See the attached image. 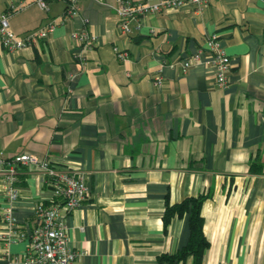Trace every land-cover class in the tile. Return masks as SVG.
<instances>
[{"label":"crops","instance_id":"1","mask_svg":"<svg viewBox=\"0 0 264 264\" xmlns=\"http://www.w3.org/2000/svg\"><path fill=\"white\" fill-rule=\"evenodd\" d=\"M44 1L46 9L0 0V14L22 7L8 17L15 37L54 24L36 46L0 44V151L84 177L89 198L65 217L73 264H168L160 256L187 243L189 215L165 226V203L198 195L209 241L202 264H264V0L147 14L126 33L98 0L79 1L70 18L68 0ZM83 29L97 45L73 39ZM211 34L230 58L223 88L207 53L186 70L179 64ZM18 186L14 215L25 235L6 244L0 220V264L5 251H26L35 202L53 201L37 167H20Z\"/></svg>","mask_w":264,"mask_h":264},{"label":"built area","instance_id":"2","mask_svg":"<svg viewBox=\"0 0 264 264\" xmlns=\"http://www.w3.org/2000/svg\"><path fill=\"white\" fill-rule=\"evenodd\" d=\"M68 0L65 17L77 14L78 2ZM112 10L117 19V27L126 33L129 23L147 14L165 10H178L190 6L194 10L204 7L208 0H98ZM41 9L47 8L44 0H36ZM21 6L13 3L0 14V44L5 49H20L25 46H36L39 39L47 38L54 24L39 27L27 32L23 37H15L8 23L10 14L20 10ZM73 39L86 47L97 45V39L86 30L73 33ZM209 55L214 69L216 85L223 88L228 84L227 74L230 68V58L220 45L216 34L207 36L202 47L189 58L179 62L186 70L198 62L202 55ZM120 60L127 59L125 52L117 51ZM171 66L174 64L171 63ZM160 75L154 78V83L161 84ZM34 166L42 173L45 183L50 186L53 201L45 202L39 199L33 207L34 226L27 234V249L21 255H13L8 250L4 252L6 264H73L78 253L68 245L65 217L76 206L89 198L90 192L84 177L77 171L63 165L52 163L49 158L40 159L36 155L19 153L6 156L0 151V183L3 186L4 204L0 207V220L3 223L2 239L9 244L24 237V233L17 230L19 225L14 215V204L20 197L18 186V169Z\"/></svg>","mask_w":264,"mask_h":264},{"label":"trees","instance_id":"3","mask_svg":"<svg viewBox=\"0 0 264 264\" xmlns=\"http://www.w3.org/2000/svg\"><path fill=\"white\" fill-rule=\"evenodd\" d=\"M204 195L187 197L178 203H165L163 223L166 226L174 216H183L188 213L189 238L187 243L178 251L172 254H163L160 260H165L168 264L183 263L187 257H192V264H202L205 250L209 247V241L203 233V217L201 216V205Z\"/></svg>","mask_w":264,"mask_h":264}]
</instances>
